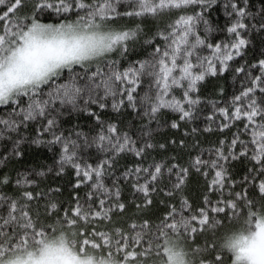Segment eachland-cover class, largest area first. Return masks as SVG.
<instances>
[{
    "label": "snow or ice",
    "instance_id": "snow-or-ice-1",
    "mask_svg": "<svg viewBox=\"0 0 264 264\" xmlns=\"http://www.w3.org/2000/svg\"><path fill=\"white\" fill-rule=\"evenodd\" d=\"M216 3L0 0V163L23 158L25 144L53 153L15 178L0 172V264H264V50L236 63L253 33L264 35V5L225 0L221 26L208 16ZM148 21L160 23L146 31ZM142 36L150 50L122 64ZM228 70L240 88L202 108V82ZM109 107L114 117L99 111ZM127 109L142 121L135 135L120 119ZM81 112L92 118L87 129L62 126ZM182 122L184 138L154 140L153 123ZM213 123L236 131L205 148L195 137ZM170 145L195 155L180 162ZM128 154L136 162L122 166ZM240 158L248 164L237 174ZM69 170L72 191L61 200L63 185L48 178ZM191 170L204 178L196 201L183 194ZM121 180L142 194L137 210L158 190L178 202L124 217Z\"/></svg>",
    "mask_w": 264,
    "mask_h": 264
},
{
    "label": "trees",
    "instance_id": "trees-1",
    "mask_svg": "<svg viewBox=\"0 0 264 264\" xmlns=\"http://www.w3.org/2000/svg\"><path fill=\"white\" fill-rule=\"evenodd\" d=\"M224 2L225 0H217V3L212 6L211 9L208 10L209 19L212 21L213 24L223 25L226 20L225 11H224ZM251 10H257L261 5H264V0H250ZM158 21H148L146 22V31L148 30H155V27L159 24ZM218 38V37H217ZM150 49L144 43V37L142 36L140 41L127 53L125 58H121L122 64H127L129 60H136L138 58H142ZM264 50V35L253 33L252 42L248 47L247 55L241 58H237L236 63L239 64L242 60H247L251 63L252 58L257 57L259 52ZM223 87L225 91L220 93L218 89ZM240 88V81L239 79H233L232 71L228 70L224 74H218L215 77L207 78L206 82H202L201 87V94L206 97V101L204 104L201 105L202 108H206L207 110H212V101H216L217 106H223V104L229 100L231 95L235 90ZM110 105L111 99L107 101ZM4 111V107L0 106V112ZM100 113L105 117H114V111L109 107L107 109L99 110ZM206 115V113H205ZM171 118V117H170ZM120 119L124 121L126 124L128 121H132V134H136L135 125L141 124L142 121L138 118L131 115V110L127 109L122 111L120 115ZM219 117H217V120ZM79 121L81 127L87 129L91 123L92 118L90 114L87 113H79V114H72L71 118L65 117L63 118L62 126L67 127L68 125ZM204 123L203 119L197 120L196 124L202 126ZM185 125L183 122L181 123V129H171L170 127L161 126L159 128L156 127L155 123H153V128L155 129L154 132V140L157 142H164L165 139H170L172 136H176L177 139L184 138L182 129ZM191 126V125H190ZM236 129L232 126L229 128L221 130L216 126V123H213L212 130L208 132L201 131L199 132L195 139L199 140L201 145L205 148L210 143H215L221 136H224L228 139H231V134L235 132ZM34 132V128H30V133ZM189 142H192L193 137L189 136ZM3 147V143H0V148ZM169 152H176L180 155V162H187L190 155H195V152L189 151L187 148H178L175 145L169 146ZM24 152L25 155L23 158H14L7 163L5 166L3 163H0V172H9V174L15 178L16 173L21 170H29L33 167H39L41 164L47 166L51 163L53 159V153L48 150L47 146L45 145H33L31 147L28 144L24 145ZM154 155H161V153L156 152ZM207 157V153H205ZM135 158L128 154L124 158L121 159V165L131 164L134 163ZM248 161L246 158H240L232 163L231 168L232 171L236 172L237 174H242L247 167ZM121 171H123V167H121ZM55 178L56 182L60 185H63V191L61 193H57V197L61 200L67 198L71 191V185L74 183V178L72 175L71 170L67 172V174H61L59 177L55 176V172L53 175L50 176L48 179L52 180ZM48 181L46 180L45 183ZM107 183L111 184L112 181L109 179ZM169 183L167 176L163 180L160 181L161 186L163 184ZM121 192L122 198L127 202V210L123 213L124 217L132 215L134 212H147L148 214H155L159 215V213L163 210V207L160 205L159 201L161 199H171L178 202V195L173 197H166L162 192H158L153 195V204L148 209L137 210L135 208V204L133 200H140L142 202V194L134 192L131 187V181H124L121 180ZM204 184V178L202 175L195 172V170H191L189 174V178L187 183L184 187L183 194L189 196L193 201H196L199 198V193L201 192ZM14 187V186H13ZM43 187V184L41 185ZM81 195L85 193L86 189L81 186L77 189ZM6 191H12V187L6 189ZM119 215V214H118Z\"/></svg>",
    "mask_w": 264,
    "mask_h": 264
}]
</instances>
